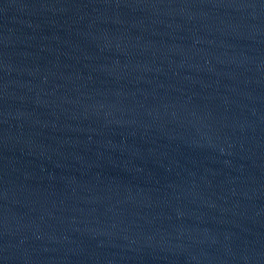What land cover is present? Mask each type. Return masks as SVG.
I'll list each match as a JSON object with an SVG mask.
<instances>
[{
	"label": "water",
	"instance_id": "1",
	"mask_svg": "<svg viewBox=\"0 0 264 264\" xmlns=\"http://www.w3.org/2000/svg\"><path fill=\"white\" fill-rule=\"evenodd\" d=\"M0 264H264V0H0Z\"/></svg>",
	"mask_w": 264,
	"mask_h": 264
}]
</instances>
